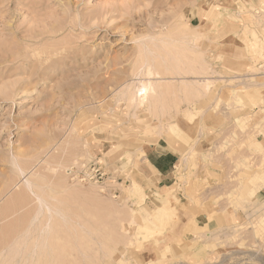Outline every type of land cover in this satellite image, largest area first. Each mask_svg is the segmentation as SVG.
Wrapping results in <instances>:
<instances>
[{"label": "rangeland", "instance_id": "rangeland-1", "mask_svg": "<svg viewBox=\"0 0 264 264\" xmlns=\"http://www.w3.org/2000/svg\"><path fill=\"white\" fill-rule=\"evenodd\" d=\"M164 140L175 183L141 204ZM263 188L264 0H0V264H173L189 205L242 208L264 244ZM241 246L230 264H264Z\"/></svg>", "mask_w": 264, "mask_h": 264}, {"label": "crops", "instance_id": "crops-1", "mask_svg": "<svg viewBox=\"0 0 264 264\" xmlns=\"http://www.w3.org/2000/svg\"><path fill=\"white\" fill-rule=\"evenodd\" d=\"M244 76L240 83H249L248 74ZM229 78L225 76L226 81ZM172 149L164 140L153 143L145 155L142 167L145 178L142 185L153 201L167 197L170 187L175 183L174 168L177 158ZM175 194L171 195L173 199ZM258 199L260 202L261 197ZM241 209L235 210L231 206L221 205L216 212H201L195 206L189 205L188 211L181 212L179 221L169 234L183 239L179 256L173 264H230L233 254L241 251L242 242L251 246L250 252L257 253L262 260L263 252L259 250L264 244L258 239L253 241L249 237L252 231L241 228L248 213Z\"/></svg>", "mask_w": 264, "mask_h": 264}, {"label": "bare ground", "instance_id": "bare-ground-1", "mask_svg": "<svg viewBox=\"0 0 264 264\" xmlns=\"http://www.w3.org/2000/svg\"><path fill=\"white\" fill-rule=\"evenodd\" d=\"M208 11H210V9H208ZM217 11V10H216ZM212 12V11H211ZM210 12V14H211ZM215 13V12H214ZM194 40V39H193ZM183 54V53H182ZM175 56V55H174ZM177 59H179V56H177ZM181 63V62H180ZM150 66H148V68L145 70L143 69L144 71V74L146 75H152L153 73H159L158 70H155L153 68V65H151V63L149 64ZM141 69V70H142ZM173 72H178V73H184V72H196L197 71V67H195L194 65H184V64H176V67L173 68ZM140 70V71H141ZM145 75V76H146ZM147 80V79H145ZM145 80H141L140 82V85L139 86H135L133 91H131V95H130V98L129 100L131 101V103H138L139 105L141 106H146L148 104H151V98L154 94H156L157 92L155 93H152L149 91L148 89V85H145V83H143ZM207 88H208V85H207ZM198 89V88H197ZM197 90H195L196 92ZM125 97V96H123ZM195 97V96H194ZM119 98V97H118ZM125 99V98H124ZM119 100V99H118ZM153 101V100H152ZM154 102V101H153ZM127 103V102H126ZM132 103V104H133ZM153 104V103H152ZM151 104V105H152ZM126 105V104H125ZM162 109L163 110H166L168 107L164 106V104L162 105ZM129 110V109H128ZM154 110V109H153ZM129 112V111H128ZM139 112V111H138ZM142 112V111H141ZM198 113V112H197ZM165 115V114H164ZM192 118V117H191ZM190 118V119H191ZM151 167V166H150ZM109 180L107 181H104L105 183H108ZM33 190V188H31ZM129 192H131V194L134 193V195H139V203L141 204H144L145 202V196H146V192L143 188V186L137 182V181H133V184L132 186L129 188ZM29 192V191H28ZM34 192V190H33ZM130 194V195H131ZM18 195V194H17ZM129 197V196H128ZM169 203V202H168ZM168 203H165L163 205L160 206V209H161V224L164 225L166 223V220L171 216L170 212H173L172 208H170L168 206ZM170 204V203H169ZM140 205V204H139ZM50 210V209H49ZM134 210V209H133ZM51 211V210H50ZM45 216L47 217L46 219V223H45V228H46V231L49 230L51 231V218L53 216V212H45ZM155 217V215L153 216ZM134 219V218H133ZM158 224V223H157ZM161 225V227H162ZM139 228L141 229H146V230H150L152 228H149V226L147 224H144L142 225L141 223L138 224ZM151 226V225H150ZM160 226V225H159ZM152 227V226H151ZM163 229V228H162ZM145 230V231H146ZM153 230V229H152ZM153 232V231H152ZM162 232V231H161ZM138 233V232H137ZM141 233V232H140ZM50 234V233H49ZM146 234V233H145ZM155 234V232H154ZM144 235V233H143ZM46 240V239H45ZM169 247V246H168ZM35 248V247H34ZM39 248V247H38ZM145 254V253H144ZM139 264V263H138ZM141 264V263H140ZM146 264V263H145Z\"/></svg>", "mask_w": 264, "mask_h": 264}, {"label": "built area", "instance_id": "built-area-1", "mask_svg": "<svg viewBox=\"0 0 264 264\" xmlns=\"http://www.w3.org/2000/svg\"><path fill=\"white\" fill-rule=\"evenodd\" d=\"M101 168V166L98 168H93V170L95 171V177H97L98 179H102L106 174V171Z\"/></svg>", "mask_w": 264, "mask_h": 264}]
</instances>
